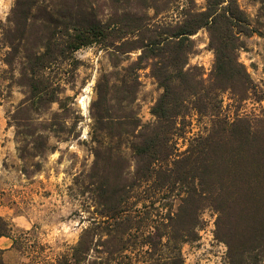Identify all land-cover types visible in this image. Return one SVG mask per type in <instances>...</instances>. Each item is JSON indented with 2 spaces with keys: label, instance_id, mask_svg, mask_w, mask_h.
Instances as JSON below:
<instances>
[{
  "label": "trees",
  "instance_id": "1",
  "mask_svg": "<svg viewBox=\"0 0 264 264\" xmlns=\"http://www.w3.org/2000/svg\"><path fill=\"white\" fill-rule=\"evenodd\" d=\"M237 1L206 0L197 10L192 0H15L2 36L8 55L22 53L19 109L37 112L53 103L64 109L44 71L83 47L101 45L113 68L95 85L93 161L76 182L98 220L57 264H137L140 255L142 264H182L181 246L197 240L206 209L216 215L215 237L227 248L228 264H264V109L231 118L221 113L225 93L237 104L264 101L237 58L240 38L256 31ZM174 9L176 19H159ZM200 29L213 53L207 78L188 65L191 36ZM129 53L135 59L119 66ZM144 68L161 93L150 108L152 121L141 123L135 100ZM191 114L210 124L179 151L175 140ZM24 135L33 148L43 147L41 135ZM0 238L15 244L1 216ZM3 252L0 264H7Z\"/></svg>",
  "mask_w": 264,
  "mask_h": 264
},
{
  "label": "rangeland",
  "instance_id": "2",
  "mask_svg": "<svg viewBox=\"0 0 264 264\" xmlns=\"http://www.w3.org/2000/svg\"><path fill=\"white\" fill-rule=\"evenodd\" d=\"M192 1L195 9H204L206 0ZM14 2L0 0V216L10 225L11 237L15 240L12 246L10 239H2L5 243L0 244V249L4 250L1 257L7 264H57L76 245L81 231L93 219L98 220L93 213L94 207L76 182L81 181L93 161L91 104L96 98L95 85L101 75L108 76L113 68L107 50L101 45L83 47L67 59L53 62L44 71L54 88L58 87L64 109H59L57 103L37 112L19 109L25 97L20 78L22 53L8 55L2 36V32L11 27L7 20ZM237 3L256 29L251 36L240 38L242 45L237 58L264 93V4L254 0H238ZM178 10L159 19H176ZM151 14L147 11V15ZM101 18L107 19L106 12ZM191 39L195 48L188 65L198 66L207 78L213 53L208 46L206 30L200 29ZM29 41L38 42L34 37ZM135 56L136 53H129L121 57L119 66L126 67ZM137 76L139 87L135 105L141 123H146L153 119L150 108L161 89L148 68L139 70ZM222 100L221 113L230 118L234 114H259L264 109V101L257 103L249 99L237 104L227 93ZM184 121V134L175 140L179 151L210 124L208 117L194 114ZM51 123L58 125L48 129ZM30 132L35 134L33 137L41 135L43 147H32L30 137L24 135ZM98 138L102 146L108 145L104 133ZM121 150L128 156V149L123 146ZM215 218L209 209L202 212L197 240L181 246L182 264H228L227 248L215 237ZM138 258L137 264H142L141 255Z\"/></svg>",
  "mask_w": 264,
  "mask_h": 264
},
{
  "label": "crops",
  "instance_id": "3",
  "mask_svg": "<svg viewBox=\"0 0 264 264\" xmlns=\"http://www.w3.org/2000/svg\"><path fill=\"white\" fill-rule=\"evenodd\" d=\"M2 239H3V238H0V244L5 243V242H2Z\"/></svg>",
  "mask_w": 264,
  "mask_h": 264
}]
</instances>
